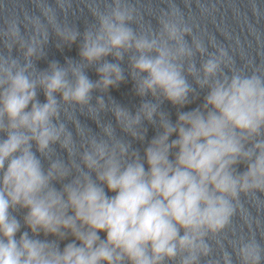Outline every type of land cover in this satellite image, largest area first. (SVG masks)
<instances>
[{
	"label": "clouds",
	"instance_id": "1",
	"mask_svg": "<svg viewBox=\"0 0 264 264\" xmlns=\"http://www.w3.org/2000/svg\"><path fill=\"white\" fill-rule=\"evenodd\" d=\"M33 3L0 20V264H264L243 208L264 209V59L238 67L172 0L156 26L131 0H90L83 32L71 0ZM53 36L79 60L40 70ZM129 79L135 112L108 95Z\"/></svg>",
	"mask_w": 264,
	"mask_h": 264
}]
</instances>
